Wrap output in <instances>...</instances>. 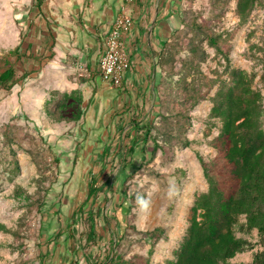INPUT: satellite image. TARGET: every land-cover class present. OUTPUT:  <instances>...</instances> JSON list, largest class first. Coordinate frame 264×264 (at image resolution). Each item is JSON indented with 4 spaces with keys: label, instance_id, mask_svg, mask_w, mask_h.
<instances>
[{
    "label": "rangeland",
    "instance_id": "1",
    "mask_svg": "<svg viewBox=\"0 0 264 264\" xmlns=\"http://www.w3.org/2000/svg\"><path fill=\"white\" fill-rule=\"evenodd\" d=\"M30 2L0 0V72L5 69V61H9L16 70L18 83L23 71L22 47L18 44L26 27L22 10L30 9ZM212 3V0L183 2L182 26L175 34L178 44L173 51L175 62L170 65L172 68L166 67L163 105L158 103L156 93L153 99L152 134L143 153L137 148L131 166L119 178V159L115 156L118 150L110 151L115 145L108 143L109 153L102 156L106 163L100 174L103 170L106 172L104 178L112 181V189L98 193L94 200L92 198V205L83 202L82 189L85 175L93 167L79 165L86 143L75 141L68 130L52 135L55 138L51 139V134L46 133L48 128L32 121L34 111L27 112L32 120L20 111L19 105L23 102L16 93L17 86L10 93L0 91V264H56L49 260V255L41 253L47 252L43 249V236H54L56 254L50 258L60 252L64 264H80L84 259L94 264L100 260L97 248L104 251V264H109L112 256L113 264L120 260L128 264H165L174 258L173 252L185 237L194 199L208 189L203 164L210 169L212 160L218 156L211 142L221 126L218 120L209 117L211 98L218 84L193 109L182 113L181 109L185 108L182 83L186 70H191L188 81L196 79L197 90L205 79L226 80L231 69L253 76L251 87L262 96L264 131V0H257L244 24H240L236 14L237 0H228V7L222 12L214 10ZM192 17L211 33L231 36L227 60L200 38L196 41L201 49L197 55L193 54L198 59L190 56L193 52L190 40L194 38ZM14 50L16 54L12 55ZM199 59L204 61L197 65ZM160 76L161 69L157 82ZM64 101L62 96L53 95L52 103L47 104L52 123L59 122V114L67 113ZM30 102L36 106V102ZM176 107L181 115H175ZM175 121L181 126L189 125L187 131L178 129ZM154 138L164 148L163 152L155 149ZM125 142H129L126 136L119 150L125 149ZM97 174H93L91 180H95ZM95 186L98 188L99 184ZM42 197L46 205L40 208L38 202ZM115 204L119 208L113 212ZM89 208L94 210V225L100 230L101 222L104 233L105 239L99 247L96 241L86 240L90 236L91 222L84 213ZM244 222V217L239 218L235 234L253 247L237 254L230 264H249L255 253L263 250L256 231L247 234L240 230ZM155 230L162 235L153 244L151 234ZM108 256L111 258L106 261Z\"/></svg>",
    "mask_w": 264,
    "mask_h": 264
},
{
    "label": "crops",
    "instance_id": "2",
    "mask_svg": "<svg viewBox=\"0 0 264 264\" xmlns=\"http://www.w3.org/2000/svg\"><path fill=\"white\" fill-rule=\"evenodd\" d=\"M124 1L31 0L30 9L22 10L25 17L22 22L26 27L18 44L22 47L23 70L22 80L16 85V93L23 102L19 108L31 120L32 116L27 112L34 111L32 121L48 128L46 133L51 134V139L55 138L52 135L68 130L75 136V141L86 143L79 165L93 169L85 178L81 176L85 181L83 202L87 200L91 185L97 183L100 188L106 182V172L103 170L100 174V171L106 163L102 156L108 143L115 145L110 151H117L124 136L136 134L134 120L146 125L149 119H153L154 85L160 72L157 65L159 54L182 26L184 0H136L129 7ZM122 13L130 15L133 22L122 39L130 69L122 86L112 88L102 81L98 67L105 39L115 18ZM79 63L86 66L90 75L76 72ZM53 95L62 96L67 102V113L57 116L63 120L58 123H52L49 120L52 117L46 111ZM31 100L36 106L30 104ZM117 135L120 137L115 140ZM125 144L128 146L129 142ZM96 173L95 180H91ZM89 210L84 213L85 217L89 216ZM100 223L96 235L86 239L96 241L97 246L105 239ZM53 238L43 236L45 244L41 248L49 253H41L49 255V260L56 264H64L60 252L50 258L56 254L57 242ZM97 249L100 260L94 264H104V251L102 254L101 248ZM80 264L89 263L84 259Z\"/></svg>",
    "mask_w": 264,
    "mask_h": 264
},
{
    "label": "trees",
    "instance_id": "3",
    "mask_svg": "<svg viewBox=\"0 0 264 264\" xmlns=\"http://www.w3.org/2000/svg\"><path fill=\"white\" fill-rule=\"evenodd\" d=\"M212 2L214 10L219 12L228 7V0H212ZM256 2L257 0H237L236 14L240 24H244L247 21ZM191 27L194 38L191 37L190 40L193 50L190 56L194 60L198 59L194 55H197L198 50L201 49L196 38L205 40L218 56L224 60L228 59L227 52L231 40L230 35L211 33L209 29L206 28L205 30L194 17H192ZM175 34L176 32L164 44L157 61V65L161 69V76L159 82L156 80L154 92L158 97L160 106L163 105L162 91L167 73L166 67L175 62L173 51L178 45ZM11 54H16V50ZM193 59H190V61H193ZM203 61L199 59L196 64L198 65ZM4 66L5 69L0 72V91L10 93L18 84V76L9 61H5ZM195 72L199 73V71ZM184 76L182 91L185 108L181 109L182 113L193 109L201 100L207 97L211 88L218 84L211 98L212 107L209 111V117L218 120L221 124L218 136L211 142L213 148L217 150L218 156L212 160L210 169H207L203 164L208 189L195 197L190 209L189 225L185 237L180 246L173 252L174 258L167 260L165 264H230L229 262L237 254L253 247L249 241L239 238L235 234L234 227L238 225V220L241 217H244L245 222L240 225V230L247 234L256 231L259 238L258 243L263 247L262 251L255 253L252 262L249 264H264V131L262 129V96L259 91L251 87L253 76H249L242 70H229L226 80L220 77L215 80L205 79L202 81L199 90H197V82L194 77L191 81L187 80L191 76V70H186ZM59 108L61 110L63 107L60 106ZM175 109V115L182 114L181 110L179 111V107ZM58 121H62V119L60 118ZM133 122L136 124V134L133 136L127 135L126 137L129 139L128 146H125V149H118L115 154L117 159H119L118 178L124 175V172L131 166L133 155L137 152V148L140 147L139 153H143V148L154 129L155 121L153 119H149L146 125H141V123L137 122V119ZM174 125L183 132L187 131L189 126H181L178 121H175ZM119 137L120 135H117L115 140L119 139ZM154 146L155 149L158 148L162 152L164 151V148L155 138ZM108 153L109 149L107 148L103 156ZM112 185V181L110 182L109 180L103 183L100 188H96L95 184H93L88 189L85 203L92 198L94 200L99 191H111ZM38 203L40 208L46 205L43 197ZM118 208L119 206L115 204L113 212L118 210ZM79 211L82 210L79 209ZM89 211L88 219L91 221L89 235H91V238L92 235H96L97 228L92 221L93 208H90ZM161 235L158 230L152 232V243H157ZM109 257L106 261L109 260ZM113 262L114 257L112 256L109 264H113ZM116 264L128 263L120 260Z\"/></svg>",
    "mask_w": 264,
    "mask_h": 264
},
{
    "label": "built area",
    "instance_id": "4",
    "mask_svg": "<svg viewBox=\"0 0 264 264\" xmlns=\"http://www.w3.org/2000/svg\"><path fill=\"white\" fill-rule=\"evenodd\" d=\"M135 1L125 0V6L129 7ZM132 24L130 15L126 13L118 15L104 42L105 49L100 58L98 69L102 81L112 88H120L122 86L123 78L130 69L129 59L123 52L122 39L130 30ZM75 69L78 74L90 75L89 70L81 63L77 64Z\"/></svg>",
    "mask_w": 264,
    "mask_h": 264
}]
</instances>
